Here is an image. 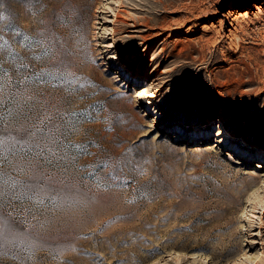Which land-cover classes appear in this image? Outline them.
<instances>
[{"label":"rangeland","instance_id":"374dc122","mask_svg":"<svg viewBox=\"0 0 264 264\" xmlns=\"http://www.w3.org/2000/svg\"><path fill=\"white\" fill-rule=\"evenodd\" d=\"M0 264H264V0H0Z\"/></svg>","mask_w":264,"mask_h":264},{"label":"bare ground","instance_id":"6f19581e","mask_svg":"<svg viewBox=\"0 0 264 264\" xmlns=\"http://www.w3.org/2000/svg\"><path fill=\"white\" fill-rule=\"evenodd\" d=\"M124 51V50H123ZM162 114V113H161ZM217 123H219V125H221V129H222V133L223 134H230L232 131L230 130V128L229 127H226V126H224L223 125V123L221 122V119L219 118L217 121H216ZM221 136H222V134H221ZM244 140L243 139H241L240 140V143H242Z\"/></svg>","mask_w":264,"mask_h":264}]
</instances>
